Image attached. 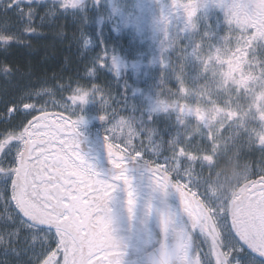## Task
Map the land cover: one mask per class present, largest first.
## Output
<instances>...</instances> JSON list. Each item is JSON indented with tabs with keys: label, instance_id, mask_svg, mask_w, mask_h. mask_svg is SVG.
<instances>
[{
	"label": "rangeland",
	"instance_id": "374dc122",
	"mask_svg": "<svg viewBox=\"0 0 264 264\" xmlns=\"http://www.w3.org/2000/svg\"><path fill=\"white\" fill-rule=\"evenodd\" d=\"M61 3L33 5L31 35L66 22L72 33L66 69L79 80L76 87L99 91L76 106L78 136L98 124L95 135L146 154L149 166L209 210L228 255L242 253L233 244L228 212L244 190V234L264 250V0H79L75 9L63 10ZM18 26L11 17V30ZM26 77L2 76L0 100L39 92L35 99L50 116L64 111L75 88L62 90L55 76L51 84ZM5 126L0 120V131ZM12 253L0 264H30V253ZM233 263L264 261L237 257Z\"/></svg>",
	"mask_w": 264,
	"mask_h": 264
},
{
	"label": "snow or ice",
	"instance_id": "6c2138e0",
	"mask_svg": "<svg viewBox=\"0 0 264 264\" xmlns=\"http://www.w3.org/2000/svg\"><path fill=\"white\" fill-rule=\"evenodd\" d=\"M41 2L0 0V49L5 50L12 43H27L25 35L36 32L32 24L36 15L33 5ZM78 3L79 0H62L61 9H75ZM13 16L19 23L15 31L10 28ZM11 71L10 66L0 64V73L7 76ZM93 91L99 93L94 86L86 88L78 84L68 98L70 102L63 104L64 111L56 116H50L35 99L39 92L28 91L0 100L6 109V113L0 115V120L6 124L0 131V208L3 209L0 218L4 229L0 240H4L5 235L8 237L4 247L6 255L9 250L17 254L31 253L30 264H75L78 255L86 256L87 264H104L103 249L98 245L89 247L86 243L94 228L85 218L103 182L97 179L98 173L84 162L78 151V125L82 117L74 118L76 106L85 104ZM100 98L102 103H107L103 96ZM8 116L18 122H9ZM107 118L100 116L102 121ZM42 189H48L46 197L39 195ZM57 205L63 206L59 212L61 217L71 214L69 223L57 225L38 219L40 211L54 214ZM34 225H39L46 243L37 246L33 235L27 248H18L16 243L22 230L32 229ZM81 234H84L83 240H80ZM245 246L240 242L241 251ZM246 247L264 257V250Z\"/></svg>",
	"mask_w": 264,
	"mask_h": 264
},
{
	"label": "flooded vegetation",
	"instance_id": "af4514ba",
	"mask_svg": "<svg viewBox=\"0 0 264 264\" xmlns=\"http://www.w3.org/2000/svg\"><path fill=\"white\" fill-rule=\"evenodd\" d=\"M89 127L87 134L77 137L78 151L103 183L94 206L85 213L94 228L86 243L89 247L98 245L103 249L104 264H203L205 259L210 260V264H234L237 257L264 261L246 247L253 248V244L243 229L247 223L241 211L247 201L244 190L237 193L229 207L228 224L233 244L243 242L246 246L242 253L231 250L228 255L209 210L200 199L183 190L175 179L149 166L146 154L130 153L108 139H100L94 134L97 126ZM47 191L42 189L39 195L46 197ZM62 209V205H57L54 214L40 211L38 219L67 224L71 214L61 217ZM3 231L1 219L0 233ZM33 235L37 246L46 243L42 241L45 234L39 225H34L32 229L22 230L16 246L27 248ZM7 239L5 235L4 240H0V257L6 255ZM83 239L84 234H81L80 240ZM10 254L13 253L9 250L7 255ZM75 264H87L86 256L78 255Z\"/></svg>",
	"mask_w": 264,
	"mask_h": 264
},
{
	"label": "trees",
	"instance_id": "16d2710c",
	"mask_svg": "<svg viewBox=\"0 0 264 264\" xmlns=\"http://www.w3.org/2000/svg\"><path fill=\"white\" fill-rule=\"evenodd\" d=\"M67 26L66 22L56 23L45 35L38 37L25 35L24 39L27 42L25 45L17 43L7 45L5 50L0 49V64L11 67L12 71L9 74L27 75L25 81L28 82L47 81L40 79L46 77L51 84L50 79L55 76V81L60 83L62 81L60 88L69 92L76 88L79 80L72 78L66 69L65 59L71 56V38L69 36L72 34L67 30ZM39 55H43L40 62L37 60ZM4 75L0 73V78ZM120 80L123 84L124 80Z\"/></svg>",
	"mask_w": 264,
	"mask_h": 264
}]
</instances>
